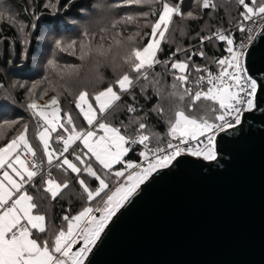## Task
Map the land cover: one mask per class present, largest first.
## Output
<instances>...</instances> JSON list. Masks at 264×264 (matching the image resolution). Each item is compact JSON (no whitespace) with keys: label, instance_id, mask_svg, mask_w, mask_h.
<instances>
[{"label":"snow or ice","instance_id":"1","mask_svg":"<svg viewBox=\"0 0 264 264\" xmlns=\"http://www.w3.org/2000/svg\"><path fill=\"white\" fill-rule=\"evenodd\" d=\"M193 2L201 11L216 10L218 7L214 0ZM182 3L183 0L174 3L170 0H123V3L108 7L147 5L150 12H142L139 17L123 15L113 18L98 31L85 29L81 33L82 39L54 41L55 50L67 52L89 65L94 64L98 81L103 79V74L99 72L101 66L112 67L116 71V78L106 87L92 94L87 89L73 94L75 108L87 128L78 127L72 114L62 109L59 92L41 104L39 100L47 95V90L37 96L38 82L32 83L31 87L19 81L12 85L24 88L27 92L29 102L26 109L36 121L35 138L42 147L49 170L46 178L41 175V164L36 162L37 149L29 140L27 124L0 146V264H87L90 254L101 241L113 218L155 173L172 167L184 156L206 162L216 161L218 137L238 128L245 113L257 109L258 84L249 75L246 58L250 42L256 39V35H264V27L253 35L254 29H246L244 23L264 20V0H235L242 18L238 31L247 32L249 43L237 42L227 30H217L207 37L200 36L201 44L208 39L227 45V57L213 60L219 68L217 74H213L209 68H201L192 63L195 56L208 59L204 51L189 52L188 49L177 48L168 60L159 57L164 50L163 44L168 40L174 18H202L199 12L185 13L181 8ZM59 5L60 0H47L44 6L55 14L61 10ZM150 15L155 19H149ZM4 16L5 13L0 11V17ZM32 16L33 22L30 25L23 21L18 25L20 35L25 37V44L30 43L28 37L37 29L35 21L41 19L38 13ZM140 17L144 20L143 27L150 28L149 32L139 30ZM8 20L15 23L10 14ZM132 23L137 24L138 30L124 35V29L120 26ZM28 28L31 31H25ZM181 51L187 54V59H172ZM55 55L54 51L46 68L57 72L61 78L79 75L82 65L69 64L62 67L58 65ZM157 65H163L172 74V91L167 94L162 87H158L161 79L157 77L161 74L155 72ZM193 72L206 75L200 74L190 79ZM0 87L3 85L0 84ZM137 87L146 98H150V89H156L154 94L159 97L160 103L153 106L151 111L166 121V141L149 128L145 119L147 114L138 106L134 91ZM126 96L131 98L132 103H126ZM170 98L181 103H174ZM186 99L189 100L186 105L188 111L183 105ZM165 101L171 106L165 107ZM122 106H126L130 120L128 124L121 120L117 125L109 118ZM193 109H203L205 115H190ZM18 123L19 120H4L0 128L4 125L11 128ZM130 127L135 131L129 133ZM0 139H4L3 133H0ZM53 142L61 147L54 148ZM153 144L156 146L153 147ZM136 146L142 147L139 156L143 158V163L129 159V154ZM29 156L32 160L28 159ZM92 161L99 167H94ZM117 165L121 167L117 168ZM52 167L75 174L76 183L89 205L75 216H63L66 227L58 231L49 229L47 215L40 211V201H54L67 194L71 181H60L53 177ZM38 175L43 182L38 188L40 195L36 196L29 194L25 185L37 187L35 178ZM84 175L98 183L91 186L82 178ZM93 201L98 206H91ZM49 231H52V235L45 238ZM37 233L42 235L37 236Z\"/></svg>","mask_w":264,"mask_h":264},{"label":"water","instance_id":"2","mask_svg":"<svg viewBox=\"0 0 264 264\" xmlns=\"http://www.w3.org/2000/svg\"><path fill=\"white\" fill-rule=\"evenodd\" d=\"M246 66L258 107L218 137L216 162L184 156L155 173L87 264H264V35Z\"/></svg>","mask_w":264,"mask_h":264},{"label":"trees","instance_id":"3","mask_svg":"<svg viewBox=\"0 0 264 264\" xmlns=\"http://www.w3.org/2000/svg\"><path fill=\"white\" fill-rule=\"evenodd\" d=\"M10 4H12V8L17 12L18 17L25 23L31 24L33 22V17L31 12L38 13L41 15L40 23L37 24V29L34 32L33 39L28 44L27 48V59L22 60L20 58V50L21 44L19 39L16 36L15 31L6 23L0 25V84L3 87H0V124L3 123L4 120H19V123L15 126L9 128L7 125H4L3 128H0V133H3L4 130V139H0V146L7 143L9 139H11L14 135L18 133L22 129L24 124L28 125V137L34 143V146L38 148V143L35 138L36 133V121L31 116V113L26 109V104L28 103L24 100V91H18L14 98L13 103H9L5 100V96L2 94L3 91L8 93L9 84L8 79H24V80H32V79H45L46 72H42L38 76L35 75L33 67H30L31 58H34L36 53L38 52L40 37V27L46 26L51 30L53 36L57 39H63L61 34L66 32L65 28L68 27V20L81 21L83 17L82 11H91V14H96L100 9L101 3L104 4V10L101 13H97V19H94L92 23L88 26L87 23L84 24V29H90L93 31H98L100 27L107 25L111 19L119 18L123 15H133L138 16L142 12H150V9L146 7L136 8L131 4H125L124 7L121 8H110L109 5H113L116 3H123V0H101L99 5L95 4L94 0H60V7L63 8L60 15L51 16L46 9H43V0H30L31 3L28 4L26 0H9ZM232 0H226V2H231ZM170 2H176V0H170ZM186 2L188 4H192V0H183L181 4L182 10L186 13L188 11L186 7ZM237 5V4H236ZM159 7V5H156ZM33 8V9H31ZM190 9V8H189ZM235 13V21L230 23L226 15L220 13L219 9L215 11H203L201 12V17L198 22H194L188 19H181L179 17L174 18V24L172 29L168 34V40L163 44V51L159 54L161 60H168L171 53L175 51L177 48L188 49L191 51H204L208 59H202L199 56H195L192 59V63L195 65H199L201 68H209L213 72V74H217V65L215 66L211 63V60H214L212 55V51L218 52L221 54L220 58L227 57L228 53L225 51L227 45L223 42H217V40L213 41H204L203 44L200 43V36L207 37L211 35L216 29H228V33H231L237 42L242 40H246L247 33H241L238 31L239 23L242 18L239 16V6L236 7ZM94 10V11H93ZM106 13V15H105ZM100 14V15H99ZM106 18H105V17ZM223 17V18H222ZM149 19H155V17L149 16ZM100 22V23H99ZM140 28L139 30L142 32H149L150 28H144V20L142 17L139 18ZM207 24V25H205ZM86 26V28H85ZM120 28L124 29V35L127 32H136L138 30L137 24L132 23L129 25H121ZM174 34H172V32ZM183 31V34L181 32ZM82 35L79 34L74 39H82ZM146 42V38H145ZM214 45L215 48L212 47ZM65 62L68 64L71 62V65H82L80 69V74L77 76L78 81L74 83L73 87H63L60 93V101L61 107L64 111L70 112L73 118L77 121L78 125L83 128L86 127V124L82 120L81 116L78 113V110L75 108L73 103L75 93H78L80 90L87 89L90 94L94 93L98 89H102L106 87L112 80L116 78V71L112 67H104L101 66L99 68V72L103 74V79L98 81L96 79V67L94 64L89 65L85 62L80 61L75 56L70 59V57L64 56ZM187 59V54L184 51H181L177 54V56L172 57V59ZM22 61H24L22 63ZM17 62V64H15ZM156 73L161 74L158 79H161V84L158 87H162L165 94L172 91L171 84L174 82L172 74L168 72V70L163 65H157L155 69ZM205 74V73H200ZM198 73H192L190 79H194L195 76L200 75ZM133 75H135L133 73ZM206 75V74H205ZM162 77V78H161ZM50 80H54L51 84L53 90L57 88L59 90L61 86L65 83V78H61L60 75H55L54 71H49V76L47 77ZM46 84H48L46 82ZM49 84V85H50ZM46 89V88H45ZM67 90V91H66ZM136 98L139 101V107L143 109V113H146L145 119L149 124V128L159 133L164 140L166 141L168 137L166 136L167 132V123L166 121H162L154 112L151 111L153 106L160 103L159 97L155 95V88H152L148 92V96L150 98H146L144 95H141L140 88L137 87L135 90ZM54 93V92H53ZM71 93V94H70ZM54 94H48L44 96V102L48 101ZM174 103H181L175 98H170ZM40 101V100H39ZM43 101V100H41ZM126 103H132L130 97H125ZM189 103V100H185L183 105L185 106V110L188 111L186 105ZM165 107H170L167 101L164 102ZM139 114V113H138ZM190 115H195L197 117L204 116L203 109H193ZM63 115V113H62ZM210 118V116L208 117ZM111 122L119 125V122L123 120L125 124H128L130 120V114L126 111V106H122V108L113 116L109 118ZM129 133L135 131L134 128L130 127L128 129ZM60 146V145H59ZM153 147L156 145L153 144ZM138 150L136 148L135 151L129 154V159L133 162H141V157L139 156ZM71 159L72 157L69 156ZM37 160L43 161L46 165L47 163L41 158L40 154L36 156ZM93 166L96 167L94 162L92 161ZM120 166H117L119 168ZM52 176H61L63 181L70 180V190H66L65 195L58 197L56 200L44 199L40 201L41 207L40 211L47 215L48 227L51 230H59L63 227L66 222L63 221L62 217L65 215L75 216L77 215L83 207L87 206L85 202L86 196L82 193V189H80L78 183L75 180V174L73 173H64L62 170H59L55 167L51 170ZM45 178L46 175H43ZM82 178H85L86 181L91 185L95 186L96 183L92 180V178L84 175ZM41 176L35 178V184L37 187H33L31 185L26 186L25 188L29 192V194L39 196L38 192L39 186L42 184ZM110 187H114L110 185ZM42 234L37 233V236ZM52 235V231H49L45 238H48Z\"/></svg>","mask_w":264,"mask_h":264},{"label":"rangeland","instance_id":"4","mask_svg":"<svg viewBox=\"0 0 264 264\" xmlns=\"http://www.w3.org/2000/svg\"><path fill=\"white\" fill-rule=\"evenodd\" d=\"M26 1L28 2V4L31 3L30 0H26ZM94 1H95V4H97V5H99L101 3V0H94ZM214 2L218 5L217 9H219L220 13H222L223 15L224 14L226 15L229 23H230V21L231 22H234L235 21V19H236L235 18V13H236V10H237L236 9L237 5L235 3V0H232L229 3L226 2V0H214ZM46 3H47V0H43V9H46L51 16H56V15H60L61 14L63 8H61L60 11L56 12L55 14H53V11L51 9L46 8L44 6ZM11 5L12 4H10V1L9 0H0V11H2V12L5 13V16L4 17H0V25L6 23L7 25H9L15 31L16 36L19 39L18 41H20V44H21L20 58L19 59H22V60L25 59L26 60L27 59V56H28L27 55V48H28V44L29 43L28 44H25L23 42L24 39H25V37L21 36L20 33H19V31H18L19 22L22 21V20L18 17L17 12H15V10L12 8ZM131 5H133L136 8L141 7V6H137V5H134V4H131ZM58 7H60V5ZM143 7H146L147 9H150L147 5H145ZM186 7H187L188 11L199 12L200 15H201V12L205 11V10L201 11L200 8H199V6L197 4H195L193 2V0H192V4H188V2H186ZM31 9H33V8H31ZM103 10H104V4L101 3L100 9L97 11V13H101ZM206 11H215V10L208 9ZM82 12H83V14H82L83 17L81 18V21H75V20H68L67 21L68 27L65 28L66 32H63V34H61V37H63L64 40L70 41L71 39H74L76 36H78L79 34H81L85 30L84 29V24L85 23H87V25L89 26L90 23H92V21L94 19H97V13L92 15L91 14V11L90 12L89 11H85V12L82 11ZM9 14L14 18L15 23L9 22V20H8V15ZM32 14H33V11L31 12V15ZM105 15H106V13H105ZM199 20L200 19H198V20H191V21L198 22ZM35 23H40V22L39 21H35ZM205 25H207V24H205ZM263 26H264V20H257V24H255V27H254L253 35L255 33L259 32ZM85 28H86V26H85ZM217 30H224V29H221L220 28V29H216V31ZM25 31H31V29L28 28V29H25ZM34 32H32V35L30 37H28V39L30 41L34 38L33 37ZM174 32L175 31H173L172 34H174ZM227 32H228V29H227ZM132 33H134V32H127L126 35H130ZM55 40H57V38L53 36V33L51 32V30L49 28H47L46 26H43L42 25L40 27V37L38 38V41H39L38 52L36 53V55H35L34 58H31L30 67H33L34 72H35V75H33V76H38L42 72H46V76L47 77L49 76V71H51V70H49L48 68H46V65L48 63V60L53 58L52 57V53L54 51L56 52L55 58L57 60L58 65H60V66L63 67V66L69 65V64H71V62H73V61H71V62H69L67 64L65 62V60H64V58H65L64 56H67V57H70V59L71 58L73 59L74 57L72 55H69L67 52H63L62 53V52H59V51H57V50L54 49V41ZM204 41H208V39H205ZM244 41H245V43H249V41L247 40V38ZM217 42H219V41L217 40ZM212 47L215 48L214 45H212ZM25 52H26V55H25ZM212 55H213V58H215V59H219L220 56H221V54H219L218 52H215V51H212ZM23 62L24 61H22V63ZM211 63L215 66V63L213 62V60H211ZM15 64H17V62H15ZM92 67H93V65L90 68H92ZM217 70L219 71L218 66H217ZM55 75H57V72H55ZM64 78H65V83L63 84V86H61V88L59 90H57V88H55L54 90L52 88H50L51 87V84L50 83H52L54 80H52V79L50 80L49 78H47V79L37 78V79H32V80H24V79H21V80H19V79H16V80L15 79H11L10 80V79H8V84H9L10 90H8V93L3 91L2 94L5 96V100L6 101H7V99H10V100H8L9 103H13L12 100H13L15 94L18 91L22 90V91H24V100H26L27 102H29L28 95H27L26 90L24 88H20L18 86L17 87H13L12 85L14 83H16L17 81H19L21 83H26L28 87H31V84L32 83L38 82V86H37L36 92H37V96H39L45 90H47V95L48 94H54L55 92L57 94V92H60L63 89V87H69V88L70 87H73L74 86V83H76V81H78L76 75H72V76H67L66 75V76H64ZM46 82L48 84H46ZM41 100H43V101H41ZM41 100L39 102L41 104H43V103H45L44 101L47 100V98L45 100L44 99H41ZM78 113H79V111H78ZM61 115H62V113H61ZM81 118L83 120V117L82 116H81ZM75 122H76L77 126L80 127L78 125V123H77L76 120H75ZM84 123L86 124L85 121H84ZM81 128H83V127L81 126ZM85 128H87V124H86V127ZM3 133H4V130H3ZM36 141L38 143V148H36L37 149V155L40 154L41 158H43L44 161L47 163L46 158L43 156L42 147L39 145V141L37 139H36ZM33 145H34V143H33ZM52 146L54 148H57V149L60 148L59 144H56L55 142H53ZM137 148L140 149V150H138V153H139V151H141L142 148L141 147H137ZM217 158H218V156H217ZM141 161H143V158L142 157H141ZM204 162H206V161H204ZM213 162H216V161H213ZM94 164H95V162H94ZM117 166H119V165H117ZM96 167L98 168L99 166L96 165ZM54 177L56 179L60 180V181H63V179H62L61 176H54ZM97 199H99V198H97ZM85 202L87 203V206H89L88 205V202L86 201V199H85ZM91 206H94V207L95 206H98L97 205V202L96 201L91 202ZM63 227H66V224Z\"/></svg>","mask_w":264,"mask_h":264},{"label":"built area","instance_id":"5","mask_svg":"<svg viewBox=\"0 0 264 264\" xmlns=\"http://www.w3.org/2000/svg\"><path fill=\"white\" fill-rule=\"evenodd\" d=\"M255 24H257V21L255 22V23H253V22H251V21H249V22H245L244 23V27L247 29V28H253L254 29V27H255ZM264 27V26H263ZM247 33V32H246ZM253 34V33H252ZM254 35H256V33L254 34ZM258 35H256V37H257ZM242 41H244V40H242ZM245 42V41H244ZM253 41H251L250 42V44L252 43ZM206 87V86H205ZM60 147H61V145H60ZM137 147H141V146H136V148ZM135 148V149H136ZM142 148V147H141ZM135 151V150H134ZM191 158H194V157H191ZM28 159L29 160H32V157L31 156H29L28 157ZM194 159H197V158H194ZM198 160H200V159H198ZM203 161V160H202ZM36 162L37 163H39V164H41V168H42V173H41V175H46L47 176V173H48V170H49V165L47 164H45L43 161H41V160H37L36 159ZM139 163H143V161H141V162H139ZM53 168V167H52ZM52 168H51V170H52ZM169 169V168H168ZM163 170H165V169H163ZM167 170V169H166ZM38 176H40V175H38ZM37 176V177H38ZM26 186H28V185H25V187Z\"/></svg>","mask_w":264,"mask_h":264},{"label":"bare ground","instance_id":"6","mask_svg":"<svg viewBox=\"0 0 264 264\" xmlns=\"http://www.w3.org/2000/svg\"><path fill=\"white\" fill-rule=\"evenodd\" d=\"M166 170V169H165Z\"/></svg>","mask_w":264,"mask_h":264}]
</instances>
